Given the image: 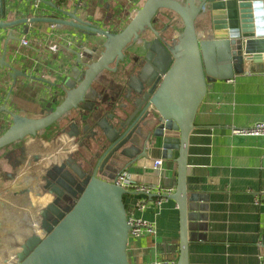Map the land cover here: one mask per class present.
Returning <instances> with one entry per match:
<instances>
[{
  "label": "crops",
  "instance_id": "obj_1",
  "mask_svg": "<svg viewBox=\"0 0 264 264\" xmlns=\"http://www.w3.org/2000/svg\"><path fill=\"white\" fill-rule=\"evenodd\" d=\"M145 2L0 0V24L56 14L51 3L75 14L79 20L119 33ZM58 16L70 20L63 14ZM158 19L160 23L167 22L162 13ZM207 23V20L197 19L199 35L206 30ZM159 28L162 29L161 26ZM146 34L147 38L143 39H155L151 32ZM172 36L177 38L179 34L167 32L165 39ZM22 39L28 40L29 45L22 46ZM104 42L105 38L101 36L91 37L77 29L43 22L0 28V136L12 125L7 110L36 119L60 105L66 96L64 90L76 85L85 70L78 64L77 54H81L82 63H88L85 50L97 49V59ZM142 55L139 52L130 54L132 67L123 74V84L108 71L98 78L94 85L100 96L97 110L73 111L65 120L36 137L41 141L40 160L22 166L26 164L25 160L29 161L27 155L14 162L5 155L2 157L5 152L0 154V160L5 161L0 164V264H7L17 249H22L30 238L28 236L31 233L35 235L33 227L48 226V218L41 214L54 197L45 191L44 180L50 166L64 162L60 156V145L65 143L67 149L76 147L74 159L90 162L86 158L87 151H80L82 149L77 147L73 132L78 131L90 151L95 154L101 152L99 138L103 137L104 131L97 126L96 117L103 121L101 124L104 126H107L105 120L113 125L108 117L120 113L119 107L129 103L127 94L130 86L136 87V83H131L141 71L136 61ZM11 68L18 73L15 78ZM263 80L264 74L245 70L231 79L220 78L210 82L197 111L195 128L188 141L186 189L188 194L200 195L207 201L200 202V221L192 223L188 264H264L261 260L264 257V136L247 137L232 133L235 128H248L264 121ZM138 94L132 91L131 97L137 98ZM48 141L56 143L54 148L46 151ZM176 158L178 152H174L173 160L166 161L161 151L155 150L142 165L129 167L126 171L137 185L155 189L153 198H156L159 188L172 190L174 194L177 188ZM157 160H163V166L158 169L154 168ZM95 162L94 158L92 164ZM88 168L92 170L91 165ZM10 187H15L12 194L8 193ZM45 196L50 197L46 205L35 202V199ZM141 199L142 195L136 193L125 196L128 217L153 222L157 230L155 235L130 237V264H177L180 255L178 204L168 199L160 207L149 203L144 211H139L136 205Z\"/></svg>",
  "mask_w": 264,
  "mask_h": 264
},
{
  "label": "water",
  "instance_id": "obj_2",
  "mask_svg": "<svg viewBox=\"0 0 264 264\" xmlns=\"http://www.w3.org/2000/svg\"><path fill=\"white\" fill-rule=\"evenodd\" d=\"M261 1L146 0L119 33L79 20L75 14L51 3L56 12L70 20L51 15L0 24V28H12L28 22H43L105 38L99 58L95 59L97 49L85 50L88 63H82L81 54H77V62L85 70L76 85L64 90L63 102L52 112L34 119L7 110L12 125L0 136V150L45 133L73 111L97 110L100 96L94 89L96 81L105 71L116 72L127 54H141L147 50V54L155 56L154 59L145 56L141 71L133 79L136 87L130 86L126 99L133 107L128 106L129 103L121 105L120 113L108 117L112 126L107 120V126L100 123L104 131L99 138L102 147L94 157L95 164L90 163L92 170L86 168L89 170L81 175L65 162L50 166L54 171L59 170L57 173L49 168L46 170L45 179L50 182L47 192L54 198L41 215L48 218L50 225L44 236L33 233L28 236L26 245L30 248L23 256L19 254L18 264H130V226L125 196L132 193L114 181L129 167L142 165L155 150L161 151L166 161L173 160L174 152H178L175 159L177 188L169 199L178 204L180 212L177 264H188L192 223L200 221V202L207 201L200 195L188 194L186 189L189 136L210 82L231 79L245 70L264 74V8ZM162 10L174 12L183 22V31L172 43L164 41L154 28V19ZM200 18L208 22L202 35L196 29V21ZM148 31L155 39L142 38ZM161 43L169 48L170 54L157 50L155 45ZM165 55L171 56L167 70L162 67ZM11 71L15 78L17 71L13 68ZM132 91L139 93L137 98L131 97Z\"/></svg>",
  "mask_w": 264,
  "mask_h": 264
},
{
  "label": "built area",
  "instance_id": "obj_3",
  "mask_svg": "<svg viewBox=\"0 0 264 264\" xmlns=\"http://www.w3.org/2000/svg\"><path fill=\"white\" fill-rule=\"evenodd\" d=\"M262 8H264V0L261 1ZM54 26V25H53ZM22 46H28L29 42L26 39H22L21 41ZM263 95H264V80H263ZM233 134L235 135H242V136H247V137H259V136H264V121L257 123L251 127L248 128H235L232 131ZM163 166V160H157L154 163V168L158 169ZM114 183L123 188L124 190L130 192V193H136L139 195H142L143 199H141L137 205L136 208L139 211H144L149 203H152L156 205L157 207H160L162 203L165 200H168L169 197L172 194V190H165L163 188H159L157 192L156 198H153V190L150 186H143V185H137L131 178V175L127 172H121L115 179ZM148 198H151L148 200ZM259 202V200H257ZM128 224L130 226V237L133 238H140L144 235H155L156 234V224L153 222H149L147 220L143 219H136L133 217H128ZM46 232L44 231L41 235L39 236H44ZM22 250V249H21ZM261 260L264 263V257H261ZM20 260H16L14 264H18ZM154 264H171V263H154Z\"/></svg>",
  "mask_w": 264,
  "mask_h": 264
},
{
  "label": "bare ground",
  "instance_id": "obj_4",
  "mask_svg": "<svg viewBox=\"0 0 264 264\" xmlns=\"http://www.w3.org/2000/svg\"><path fill=\"white\" fill-rule=\"evenodd\" d=\"M96 117V116H95ZM96 120H97V122H98V124H97V126H100V123H101V119H99V118H97L96 117ZM76 131V130H75ZM73 133H75L74 135H76V140H77V147H80V149H82V150H80V151H83L84 150V152H86L87 151V156H86V158L87 159H89V161L90 162H87L86 160H76V159H74V156L76 155V154H74L75 153V150H76V147H75V149H71L70 147V149H67L66 147L64 148V146H66V144L65 143H63L62 145H60V150H62L61 151V157L62 158H64V162L67 164V166H69V167H71L72 169L74 168L75 170H77L81 175H84L85 174V172H87V169L86 168H88V165H91L90 163H92V161H93V159H94V157L96 156V154H95V152L94 151H90L89 150V146L86 144V143H84V141L82 140V138H81V135H80V133L81 132H73ZM61 134H62V136H64L63 134V132L61 131ZM73 135V136H74ZM55 142V141H54ZM68 147V146H67ZM62 148H64V149H62ZM47 151V150H46ZM40 159H41V156H40ZM50 161V160H49ZM89 163V164H88ZM65 164V165H66ZM49 169L53 172V173H57V172H59V170H57V171H54V168H52V167H49ZM80 180V179H79ZM49 200H50V197L49 196H45V197H41V198H39V199H35V202H38V203H41V204H43V205H46L48 202H49ZM48 224H49V222H48ZM50 225V224H49ZM41 228H43L44 230H45V227H44V225H43V227H41ZM35 233V232H34ZM35 235L36 236H39L38 234H36L35 233ZM29 242V241H28ZM30 243H31V240H30ZM30 243H29V245H30ZM27 244V242L23 245V246H25ZM30 247H28L27 248V245L24 247V249L22 248V250H21V248H19L18 249V251L16 252V255H14L13 256V258H11V259H8V261H7V264H10V262H14V261H12V260H14V259H16V260H20L19 258H20V255H24L25 254V252H26V250H28ZM20 254V255H19Z\"/></svg>",
  "mask_w": 264,
  "mask_h": 264
},
{
  "label": "rangeland",
  "instance_id": "obj_5",
  "mask_svg": "<svg viewBox=\"0 0 264 264\" xmlns=\"http://www.w3.org/2000/svg\"><path fill=\"white\" fill-rule=\"evenodd\" d=\"M58 14H60L59 12H56V14H53V16H58ZM51 16V15H50ZM147 33V32H146ZM146 33H144L143 35H142V38H147V34ZM178 37V36H177ZM172 38V37H171ZM176 38H174V40H175ZM155 47L157 48V50L158 51H165V52H167L168 54H170L168 51H170L169 50V48L167 49V47H165L164 45H162V43L161 44H156L155 45ZM168 50V51H167ZM148 53V51L147 50H145L144 52H142V58H140L139 57V60H137L136 61V63H137V66H140V68L142 67V65L145 63V56L147 55L150 59H154L155 58V56L153 55V54H147ZM131 54V53H130ZM130 54H127L126 55V59H125V62H124V64H125V66L127 67V69L128 68H130L131 69V67H132V59H130ZM165 57V59H164V62H163V64H162V67L165 69V70H167V68H168V66L170 65V62H171V56L170 55H165L164 56ZM133 79H135V78H133ZM134 81V80H133ZM133 81H132V83H133ZM54 108H52V110H53ZM40 140V139H39ZM34 141H37V139H36V137L35 138H28V139H26L25 141H23V142H21V143H18V144H15V145H12V146H10V147H8L7 149H3L2 151H0V154H2V152H5L4 154H2V157L5 155V156H7V158H11V159H13L12 161H14V162H17L18 161V159L19 160H22V158H23V150L25 149V147H27L28 145H30V144H32ZM4 158H6V157H4ZM3 158V159H4ZM9 160V159H8ZM2 162H1V160H0V164H1ZM48 163V162H47ZM13 172H15V171H13ZM24 174V173H23ZM22 176V175H21ZM20 176V177H21ZM45 181V186H44V189H45V191H47V188H48V186L50 185V182L49 181H47L46 179L44 180ZM11 184H12V182H11ZM10 184V185H11ZM14 188L15 187H10L9 188V190H8V193L9 194H12V190H14ZM19 248H21V247H19ZM9 251H11V253H13V251L10 249ZM17 251H18V249H17ZM14 252H15V250H14ZM15 261H16V259H15ZM16 264V263H15Z\"/></svg>",
  "mask_w": 264,
  "mask_h": 264
},
{
  "label": "trees",
  "instance_id": "obj_6",
  "mask_svg": "<svg viewBox=\"0 0 264 264\" xmlns=\"http://www.w3.org/2000/svg\"><path fill=\"white\" fill-rule=\"evenodd\" d=\"M178 1L182 2L183 0H178ZM160 13H162V14H164L166 16V18H167V22L166 23H160V21L158 19V15ZM160 26L162 27V29L159 28ZM154 28H155L156 31H159L161 33L162 38H163L164 41H167V42L171 41V43H172V41L174 40L173 36H172V38L166 40L165 39L166 33L169 32L170 34L171 33L174 34V33L177 32L178 34H180L183 31V22L179 18V16L177 14H175L174 12H171L169 10H162L156 15V17L154 19ZM148 32H151V31H148ZM126 69H127V67L125 66V64L124 63H120L119 66H118L117 71L116 72H111V73H114V75L117 77V81L119 83H122V84L124 83L123 74L126 72ZM98 107L100 108L101 105L99 104Z\"/></svg>",
  "mask_w": 264,
  "mask_h": 264
},
{
  "label": "flooded vegetation",
  "instance_id": "obj_7",
  "mask_svg": "<svg viewBox=\"0 0 264 264\" xmlns=\"http://www.w3.org/2000/svg\"><path fill=\"white\" fill-rule=\"evenodd\" d=\"M55 143H56V141L55 142H50V141H48L47 143H46V147H45V150H49V149H51V147H53L54 148V145H55ZM40 144H41V141L40 140H37V141H34L32 144H30V145H28L27 147H25V149L23 150L24 152V154H23V156L25 157L26 155V158H28V160L30 161H27V160H25V162H26V164H22V166L23 165H27V164H29V163H31L32 161H38L37 160V158H39L40 159V155L38 154V152H40L39 150H40ZM31 155V156H30ZM34 155V156H33ZM1 162L2 163H5V161L4 160H1ZM22 162V161H21ZM21 162H19L18 164H20L21 165ZM16 165V164H15ZM12 178V177H11ZM13 179L14 180H16V177H13ZM44 225V224H43ZM49 225V224H48ZM44 227H45V230L43 229V228H40V227H33V230H34V232L36 233V234H38V235H41L44 231L47 233V230H46V228L48 227L47 225H44Z\"/></svg>",
  "mask_w": 264,
  "mask_h": 264
}]
</instances>
